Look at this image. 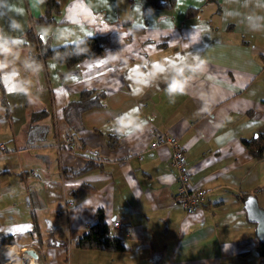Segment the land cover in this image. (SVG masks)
<instances>
[{
    "label": "crops",
    "instance_id": "1",
    "mask_svg": "<svg viewBox=\"0 0 264 264\" xmlns=\"http://www.w3.org/2000/svg\"><path fill=\"white\" fill-rule=\"evenodd\" d=\"M58 2L56 22L35 25L45 47L95 34L109 44L72 66L40 57L26 32L44 1L0 0V41L12 53L0 55V235L15 237L0 244V264L21 262L27 242L39 254L30 264H257L244 200L264 209V148L257 158L243 139L264 132V0ZM177 69L185 94L168 97ZM84 89L102 92L100 105L76 114ZM122 116L139 129L118 133ZM61 129L74 143L59 150ZM154 129L183 146L202 190L193 212L177 202L171 149L151 145ZM98 208L127 249L76 245Z\"/></svg>",
    "mask_w": 264,
    "mask_h": 264
},
{
    "label": "trees",
    "instance_id": "2",
    "mask_svg": "<svg viewBox=\"0 0 264 264\" xmlns=\"http://www.w3.org/2000/svg\"><path fill=\"white\" fill-rule=\"evenodd\" d=\"M45 3L44 12L32 18L29 29L26 35L33 42L38 43L40 46L39 52L40 57L43 58L52 56L58 61L65 63L67 66H72L78 63L85 57L95 56L102 54L104 48L109 44V37L107 35H88L82 39L67 43L64 45L56 46L53 48L45 47L42 43V39L36 36L34 29L36 24H50L57 20V16L60 14V4L58 0H43ZM157 3H163L170 6L175 0H156ZM1 63V60H0ZM93 90L84 89L81 92L80 99L77 100L76 104L72 106L76 114L87 110L88 108L100 105V99L102 92L97 95H93ZM2 101H6L5 97H2ZM73 104V103H72ZM71 105V103H70ZM69 107V106H68ZM67 106L64 108V118L66 122H69L70 110ZM48 115L46 110L34 112L32 115L33 119L43 118ZM118 143V136L110 135L107 139V144L110 147H114ZM247 150L255 157L259 158L262 156L264 148V132H258L257 136L250 139H243ZM95 166L92 162H89L85 168L88 170ZM247 195L242 196L243 200ZM94 221L88 226V228L78 238L76 245L84 249H101L108 252H118L127 249L124 240L111 232L109 225L103 218V210L98 208L93 213ZM50 236L53 235L50 233ZM15 237L0 235V244L2 243H14ZM258 252L257 264H264V242L259 241L256 244Z\"/></svg>",
    "mask_w": 264,
    "mask_h": 264
},
{
    "label": "built area",
    "instance_id": "3",
    "mask_svg": "<svg viewBox=\"0 0 264 264\" xmlns=\"http://www.w3.org/2000/svg\"><path fill=\"white\" fill-rule=\"evenodd\" d=\"M66 130L61 129L56 135L55 146L59 150L66 148L74 143V140ZM153 140L152 146L166 144L171 149L170 165L174 169L176 179L178 181L177 202L184 208L186 212H193L199 205L202 190L193 187L190 184V167L186 161L183 146L178 143L177 138L171 134H164L156 129L151 133ZM5 149V144H0ZM120 222L115 219L110 226H117Z\"/></svg>",
    "mask_w": 264,
    "mask_h": 264
},
{
    "label": "clouds",
    "instance_id": "4",
    "mask_svg": "<svg viewBox=\"0 0 264 264\" xmlns=\"http://www.w3.org/2000/svg\"><path fill=\"white\" fill-rule=\"evenodd\" d=\"M13 27H18V25L14 23ZM45 35H46V32L42 33L41 37L44 38ZM20 43H22V41L20 40L11 41L12 45H17ZM9 54H12V53H11V49L9 47L8 41L7 40L0 41V55H3L6 57ZM4 66L5 65L0 63V68ZM186 85H187V81L183 78L180 70L177 69V76L173 78L171 83H169L168 88L166 89V95L168 97L184 95ZM169 102L174 103L175 101L173 99H170ZM116 123L118 125L116 131L118 133L124 132L125 129L136 131L140 127V125L137 124L135 117L122 116ZM162 179L165 182L171 183L175 179V177L171 174H166L164 177H162Z\"/></svg>",
    "mask_w": 264,
    "mask_h": 264
},
{
    "label": "water",
    "instance_id": "5",
    "mask_svg": "<svg viewBox=\"0 0 264 264\" xmlns=\"http://www.w3.org/2000/svg\"><path fill=\"white\" fill-rule=\"evenodd\" d=\"M244 207L248 218L256 224V235L258 240L264 242V209L258 205L254 196H248L244 200ZM26 252L34 258L39 257V254L33 248L26 249Z\"/></svg>",
    "mask_w": 264,
    "mask_h": 264
},
{
    "label": "rangeland",
    "instance_id": "6",
    "mask_svg": "<svg viewBox=\"0 0 264 264\" xmlns=\"http://www.w3.org/2000/svg\"><path fill=\"white\" fill-rule=\"evenodd\" d=\"M27 246H26V249H28V248H31L30 246H28V245H30L28 242H27V244H26ZM26 249H24V251H23V257H25L24 259H22V263L19 261H17L16 260V258H13L12 256L10 257V264H30L29 263V260H33L34 259V257L32 256V255H30V254H28L27 252H26Z\"/></svg>",
    "mask_w": 264,
    "mask_h": 264
},
{
    "label": "snow or ice",
    "instance_id": "7",
    "mask_svg": "<svg viewBox=\"0 0 264 264\" xmlns=\"http://www.w3.org/2000/svg\"><path fill=\"white\" fill-rule=\"evenodd\" d=\"M41 39L43 40V37H41ZM100 63L103 64L104 62L101 61ZM74 79H75V77H74ZM9 90H14V85H13V87H12L11 89H9Z\"/></svg>",
    "mask_w": 264,
    "mask_h": 264
}]
</instances>
